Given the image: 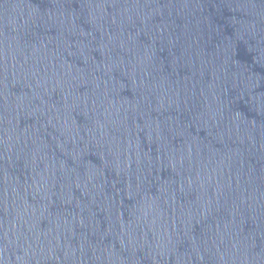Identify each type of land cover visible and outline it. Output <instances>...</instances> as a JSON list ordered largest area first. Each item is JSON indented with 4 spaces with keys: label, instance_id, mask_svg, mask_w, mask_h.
<instances>
[{
    "label": "water",
    "instance_id": "95a60500",
    "mask_svg": "<svg viewBox=\"0 0 264 264\" xmlns=\"http://www.w3.org/2000/svg\"><path fill=\"white\" fill-rule=\"evenodd\" d=\"M0 264H264V0H0Z\"/></svg>",
    "mask_w": 264,
    "mask_h": 264
}]
</instances>
